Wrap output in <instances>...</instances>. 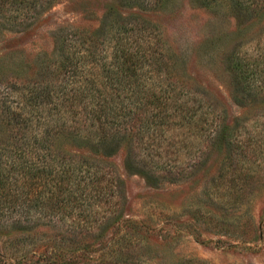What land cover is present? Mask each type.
<instances>
[{"label": "rangeland", "instance_id": "374dc122", "mask_svg": "<svg viewBox=\"0 0 264 264\" xmlns=\"http://www.w3.org/2000/svg\"><path fill=\"white\" fill-rule=\"evenodd\" d=\"M147 9L118 0H54L47 9H0V84L16 100L23 83L56 91L60 31L99 33L104 15L112 11L129 21L138 18L162 40L160 47L151 44L157 53L147 50L153 60L144 67L154 70L143 86L182 95L179 103L197 101L201 122L217 123V131L228 126L235 142L227 146L221 133L210 140L205 124L201 134L188 135L180 145L183 127L171 118L160 155L152 159L159 169L146 166L154 177L150 181L125 169V148L100 160L82 150L123 180L117 190L120 214L138 223L109 231L108 241L114 235L122 239L121 254L110 246L101 257L100 245L88 264H264V0H166ZM166 103L175 106L173 100ZM104 210L110 211L97 210L94 218L105 223ZM39 224L27 234L0 235V264L18 263L17 241L26 245L24 264H49L33 255L35 245L46 241L42 252L49 258L56 255V241L85 234ZM97 232L92 230L88 241L98 243Z\"/></svg>", "mask_w": 264, "mask_h": 264}, {"label": "trees", "instance_id": "16d2710c", "mask_svg": "<svg viewBox=\"0 0 264 264\" xmlns=\"http://www.w3.org/2000/svg\"><path fill=\"white\" fill-rule=\"evenodd\" d=\"M118 1L124 6L150 9L166 0ZM53 3L0 0V9H47ZM129 20L112 11L104 15L99 33L65 35L60 31L56 41V82L60 83L56 91L47 87L29 89L22 82L24 88L16 100L11 98L12 90L0 84V123L4 125L0 129V235L27 234L42 220L49 225H66L71 229L68 233L85 232L79 240L56 241V255L51 253L49 258L42 252L49 244L39 242L33 254L40 255L39 262L88 264L89 256L100 245L101 257L110 246L116 248L115 253L123 251L122 239L114 235L108 241L109 231L119 229L120 224L138 225L124 221L120 214L117 190L123 180L108 166L91 162L82 150L100 160L116 156L125 148V169L150 181L154 177L146 166L159 169V163L152 159L160 155L158 150L166 142L162 140L167 138L171 118L183 127L180 145H186L188 135L201 134L205 124L210 140L221 133L219 138L227 146L235 142L234 131L228 126L217 131V123L209 119L201 122L197 101L179 103L182 95L143 86L154 70L144 67L153 60L147 50L154 53L157 48L151 47L152 42L160 47L162 40L150 28L139 25L138 18ZM168 100L175 106H169ZM165 164L172 174L170 162ZM105 207L110 211H103L108 213L104 223L94 215ZM94 229L98 231V243L88 241ZM16 245L20 246L15 248L17 264H24L29 258L26 245L21 241Z\"/></svg>", "mask_w": 264, "mask_h": 264}]
</instances>
